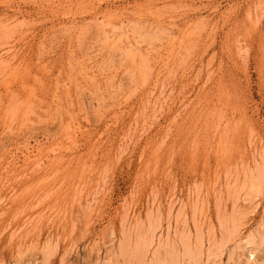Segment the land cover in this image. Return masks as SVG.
<instances>
[{"label":"rangeland","instance_id":"1","mask_svg":"<svg viewBox=\"0 0 264 264\" xmlns=\"http://www.w3.org/2000/svg\"><path fill=\"white\" fill-rule=\"evenodd\" d=\"M0 264H264V0H0Z\"/></svg>","mask_w":264,"mask_h":264},{"label":"bare ground","instance_id":"2","mask_svg":"<svg viewBox=\"0 0 264 264\" xmlns=\"http://www.w3.org/2000/svg\"><path fill=\"white\" fill-rule=\"evenodd\" d=\"M139 262V261H138Z\"/></svg>","mask_w":264,"mask_h":264}]
</instances>
